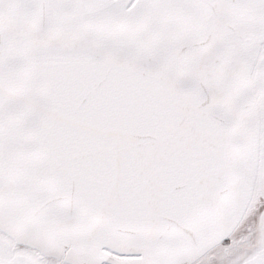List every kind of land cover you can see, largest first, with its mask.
<instances>
[{"label": "snow or ice", "instance_id": "6c2138e0", "mask_svg": "<svg viewBox=\"0 0 264 264\" xmlns=\"http://www.w3.org/2000/svg\"><path fill=\"white\" fill-rule=\"evenodd\" d=\"M0 264H264V0H0Z\"/></svg>", "mask_w": 264, "mask_h": 264}]
</instances>
